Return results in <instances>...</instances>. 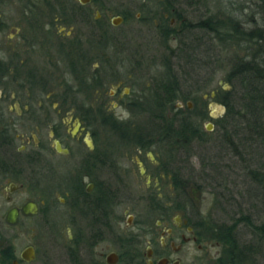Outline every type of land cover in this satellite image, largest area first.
Segmentation results:
<instances>
[{
  "label": "flooded vegetation",
  "instance_id": "af4514ba",
  "mask_svg": "<svg viewBox=\"0 0 264 264\" xmlns=\"http://www.w3.org/2000/svg\"><path fill=\"white\" fill-rule=\"evenodd\" d=\"M137 2L113 9L108 0H0V264L36 261L28 243L35 218L68 242L60 264H260L257 239L238 231L241 247L231 248L198 224L182 165L192 157L182 161L185 151L170 133L145 134V102L165 97L157 86L177 75L171 29L179 20L173 0ZM131 22L149 28L157 55L145 60L142 44L136 52L122 48L114 65L97 64V53L110 58L113 26ZM199 90L167 116L176 122L192 112L190 101L206 94ZM78 159L73 174L61 173ZM134 167L149 184L146 195L127 183ZM96 169L106 170L104 180ZM248 242L252 253L243 252ZM30 249L35 258L26 259Z\"/></svg>",
  "mask_w": 264,
  "mask_h": 264
},
{
  "label": "rangeland",
  "instance_id": "374dc122",
  "mask_svg": "<svg viewBox=\"0 0 264 264\" xmlns=\"http://www.w3.org/2000/svg\"><path fill=\"white\" fill-rule=\"evenodd\" d=\"M137 1L138 0H108V3L114 9L121 3H127L135 7L136 4H138ZM258 1L259 0H223L224 4L228 6L230 2H235L236 5H239V3L245 4L247 8L243 11H236V13L238 17L248 20L251 19L253 14L255 15L254 18H260L261 13L258 14V10L261 11V9H264V5L261 4V1ZM173 3H175L176 8L188 12L193 22L217 13L218 8H220L218 0H207L205 3L202 2L199 4H190V0H177V2ZM137 7L138 6H136V8ZM115 14H117V12L108 14V16L112 17ZM142 25L143 24L131 22L122 23L117 27L113 26V52H117L120 49L122 50V48L129 53L136 52L139 46L144 44L147 57L145 60L151 61V55H157L159 47L157 43L151 44V40L155 42V36L152 35V32H150L147 26ZM175 25L179 26L180 21ZM126 30L128 34H125V37L127 36L128 41L122 42L120 41L121 35L122 32ZM198 33L201 32L195 31L194 35H191L189 40L192 47L199 48L194 52V65H187V63H185L186 60L181 56L176 57L174 61L179 63L176 67L177 76L183 92L201 89L206 86V84H208V91L212 90V92L214 88L219 87V94L217 92L208 94L206 91H203V93H206L203 97L199 95L196 101H190L192 102L191 108L194 110V115H197L195 119H198L200 124L207 129L208 123H213L215 118L225 115L226 110H222L223 103L220 102L219 97L228 91L233 92L234 88L233 85L227 81L229 70L227 59L228 52H226L224 46L218 39H212L213 35L209 36L208 33H204V37L199 38L201 34ZM201 42L203 43L201 44ZM177 44L178 40L176 41V45ZM161 51L162 50H160V52ZM114 87L115 86H113V89ZM82 94L84 95L85 93L81 91V95ZM196 94H198V92H196ZM117 99V96L112 97V102ZM234 99L235 102H237L234 104L237 105L238 108L240 106L238 103L239 100L237 97ZM182 105L185 106L186 104L182 103ZM144 107H147V103L144 104ZM149 116L150 114L145 113L144 119H148ZM238 126L239 130H237L234 136V140L237 143L236 148L229 143L220 142L219 138L222 137L221 131L214 125L212 140H209L205 144L192 143L191 150L194 152V155L188 162L185 161L182 165L187 169L184 173L188 175L189 173L191 174L190 196L193 203L199 207L198 216L207 219L210 213H212L215 219L220 221H231L232 214L230 213H240L239 210L242 209L245 213L251 214L255 222L260 223L264 219V205L262 202V194L258 191L259 186L252 177L251 170L264 169V142L255 134H252L249 129H243V127H245L244 122H241ZM78 142L82 143L83 140L80 138ZM82 144L85 146V143ZM87 150L88 149L85 151L87 152ZM134 155L136 156V152L132 153V156ZM179 157L182 158V161L185 159L184 154ZM80 161L81 159H78L75 165L72 162L69 164L66 163L67 166L63 165L61 167V173L70 176L73 174V170ZM203 165H205V167H203ZM134 168V172L129 174V181L127 183L131 189L133 188V192L140 191L141 195H146L149 184L146 183L145 178L140 176L138 170H136L137 167ZM94 173L99 175L98 177H102L103 180L105 179V169H96ZM86 181L89 182L88 179H86ZM113 185L117 184L114 183ZM198 186L203 190L199 191ZM219 192L225 193V197L229 200H223L224 202H222V198L218 195ZM230 196H232V199ZM131 203L132 202L129 201L127 205L130 206L133 211L135 209L138 211V208L135 207L136 204L133 205ZM125 208L126 207L120 209V212L123 213ZM237 216H239V214ZM192 217L193 219L196 218L194 215H192ZM32 224L34 237L32 240H26H28V243H32L37 249V259L33 264H46V261H48V264H60L59 259L62 258L63 255L64 259H66V245L68 243L66 239L54 229L49 230L40 227L38 218L33 219ZM125 225L124 221L123 228H125ZM239 229L241 232L245 233L244 236L248 239L254 238L253 233H248V229L244 222L240 223ZM21 238L20 241L17 240L19 248L26 244V242H24V235H22ZM255 241L257 242V240ZM258 252L260 258L259 263L264 264V240ZM65 264H70V262L66 261Z\"/></svg>",
  "mask_w": 264,
  "mask_h": 264
},
{
  "label": "trees",
  "instance_id": "16d2710c",
  "mask_svg": "<svg viewBox=\"0 0 264 264\" xmlns=\"http://www.w3.org/2000/svg\"><path fill=\"white\" fill-rule=\"evenodd\" d=\"M206 1L190 0V4L205 3ZM259 1L264 5V0ZM173 2H177V0H173ZM218 3L220 8H218L217 13L211 14L206 18H200L196 22L192 21L188 12L175 7V14L180 21V25L175 28L176 30H173V28L171 31L178 40L179 50H177V54L186 60L185 63L187 65H194V52L195 50L197 51L198 47H192L189 40L195 31L201 32L198 33L201 34L199 38H203V34L208 33L209 36L213 35L212 39L216 38L221 42L226 52H228L229 70L227 81L233 85L234 90L233 92L228 91L219 97L226 110L225 115L213 120L221 131L222 137L219 140L236 148L237 143L234 140V136L239 130L238 125L244 122L245 127L243 129H249L252 134H255L264 142V9L258 10V14L261 13L260 18H254L255 15L253 14L251 19L248 20L238 17L236 13V11L245 10L247 8L245 4L239 3V5H236L235 2H230L228 6L224 4L223 0H218ZM97 39L99 40V38ZM165 40L167 41L166 38ZM113 41L112 39V47ZM100 42H102V39ZM112 47L108 62L105 58L102 60L100 58L102 55L97 53V64L109 65L108 63L111 62L114 65L120 60L122 50L113 52ZM173 80L164 81L157 86L158 89L165 93V97L161 94L159 99L145 102L147 107L144 109L150 112L149 118L145 119L144 122L145 128L148 126L150 130H146L145 134L151 132L170 133L172 135L171 141H174L178 146L180 145V148L185 151V157L189 158L194 155L190 146L192 142L198 140L200 143L205 144L212 140L213 133L212 131H206L201 124L196 123L193 118L194 110L177 115L176 122L173 120L174 117L169 118L167 116V111L178 112V109L174 106L178 99H191L193 95V92L190 91L180 92L181 83L177 75L173 77ZM218 88H214V91L219 94ZM200 90H208V84ZM211 91L208 92L210 93ZM235 97L239 100L240 106L238 108L234 104L237 103L235 102ZM260 169L251 170V175L259 186L258 191L262 194L264 205V171H262L264 169ZM178 174L179 172H177L176 183L177 187L182 190L184 189L182 186L184 182H181L182 178H179ZM198 189L199 191L203 190L200 186H198ZM218 195L222 198V202H224L223 200H229L223 192H219ZM230 198L232 199V196ZM239 211L240 213H230L232 214L231 221H220L215 219L210 213L207 219L200 217L198 224H206L215 237L228 240L227 244L233 248L236 246L241 247V244L236 240L239 237V225L244 222L248 233H253V237L257 239L256 246L260 249L264 240V219L257 223L253 220L251 214L245 213L242 209ZM238 214L239 216H237ZM242 247L243 252L246 249V252L252 253L254 245L252 242H248L243 244Z\"/></svg>",
  "mask_w": 264,
  "mask_h": 264
},
{
  "label": "water",
  "instance_id": "95a60500",
  "mask_svg": "<svg viewBox=\"0 0 264 264\" xmlns=\"http://www.w3.org/2000/svg\"><path fill=\"white\" fill-rule=\"evenodd\" d=\"M120 21H121V18L114 19V23H115V24H119ZM190 104H191V103H190ZM223 109H225V106H224V105H223V107H222V110H223ZM213 127H214V124H213V123H208V127H207V129L212 130ZM59 149H60V146H59ZM26 254H28V256H26ZM24 257H25L26 259H33V258H35V252H34V250H33V249H30L29 252H26V253H25Z\"/></svg>",
  "mask_w": 264,
  "mask_h": 264
}]
</instances>
